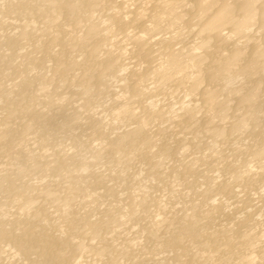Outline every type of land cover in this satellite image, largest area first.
I'll list each match as a JSON object with an SVG mask.
<instances>
[{
	"label": "bare ground",
	"instance_id": "obj_1",
	"mask_svg": "<svg viewBox=\"0 0 264 264\" xmlns=\"http://www.w3.org/2000/svg\"><path fill=\"white\" fill-rule=\"evenodd\" d=\"M0 264H264V0H0Z\"/></svg>",
	"mask_w": 264,
	"mask_h": 264
}]
</instances>
